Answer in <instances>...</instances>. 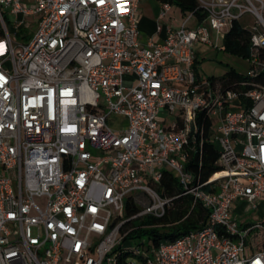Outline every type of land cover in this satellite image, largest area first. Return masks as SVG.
Listing matches in <instances>:
<instances>
[{
    "label": "built area",
    "instance_id": "built-area-1",
    "mask_svg": "<svg viewBox=\"0 0 264 264\" xmlns=\"http://www.w3.org/2000/svg\"><path fill=\"white\" fill-rule=\"evenodd\" d=\"M195 1L201 22L189 12L142 45L138 0H0V264H115L123 225L165 215L171 199L156 187L166 171L207 219L142 264H264V243L250 242L264 237V219L235 215L264 203V85L254 82L264 0ZM2 9L15 29L38 18L28 41L13 40ZM170 9L159 4L158 19ZM243 17L254 26L238 88L198 79L195 46L214 47L212 32L217 40ZM204 122L220 169L199 184L186 162ZM129 199L142 210L125 219Z\"/></svg>",
    "mask_w": 264,
    "mask_h": 264
},
{
    "label": "trees",
    "instance_id": "trees-1",
    "mask_svg": "<svg viewBox=\"0 0 264 264\" xmlns=\"http://www.w3.org/2000/svg\"><path fill=\"white\" fill-rule=\"evenodd\" d=\"M159 4L169 3L171 6L179 8L180 12L185 15L193 13L194 16L201 22L204 19L203 13L198 9L195 0H156ZM222 51L236 58L246 60L252 54L251 33L244 29L240 23L234 22L231 25L229 32L224 36L222 42ZM260 60H264V50L258 51ZM243 80V77L234 69H229L217 81L224 88L237 89L238 84ZM254 82L264 85V73H259ZM210 123H203V142L201 148L197 152L189 153L186 162V171L191 173L196 182L203 184L216 172L219 171L217 160L219 157L218 147L210 142ZM156 190L160 197L171 199L169 207L166 209L165 215L162 218H153L150 216L144 217L148 219L149 227L140 229L139 231L130 227L132 222L126 223L121 227V233L128 232L124 238V245L129 239H134L135 234L141 236L148 234L151 241L150 253H153L161 243L170 242L176 238L197 229H200L206 219L208 212L202 208L199 203H193V199L189 196H181V188L176 179L172 177L170 172L163 173L160 183ZM204 192H209V186L203 188ZM125 219L134 216L139 210L129 199L125 203ZM264 237L260 234H252L250 242L259 247L264 243ZM261 243V244H260ZM121 245V246H122ZM148 250V251H149ZM147 251V250H146ZM113 253H118L115 264H127L126 259L130 255L134 257L137 264L145 262L147 257L145 254L138 252L121 250L117 246ZM149 257V256H148ZM133 261V260H132Z\"/></svg>",
    "mask_w": 264,
    "mask_h": 264
},
{
    "label": "rangeland",
    "instance_id": "rangeland-1",
    "mask_svg": "<svg viewBox=\"0 0 264 264\" xmlns=\"http://www.w3.org/2000/svg\"><path fill=\"white\" fill-rule=\"evenodd\" d=\"M140 2L142 6H145V4L148 5L156 4L154 0H140ZM2 13L6 21L8 32L13 35L17 34V36H15L13 40L17 42L28 41L32 33L34 32L38 18L37 17L28 18L25 20V24L19 26L18 29H15L14 28L16 22L15 18L13 16L8 15L7 11L4 9H2ZM168 16L174 17L176 21L175 26L176 28H179L184 18V15L180 12L179 8L176 6H172ZM17 21L22 22L23 17L19 16ZM28 23L31 24L30 27L28 26ZM239 23L246 30H250L254 26V21L250 17H243L239 21ZM0 31H2L1 24H0ZM227 32H228V28L225 29L224 35L227 34ZM223 38L224 36L216 40L214 36V32H212V42L214 43V47H208L206 45L199 44L196 45L194 48L196 51V57L198 63L200 65L199 69L201 75L203 76V80L212 77L213 78L222 77L225 74V72L230 68L234 69L240 74L245 73L247 70L246 62L244 60L231 56L222 51ZM163 117H165V114L161 115L159 121H161ZM118 122H119L118 119L115 117H111L109 120V124L113 128L118 127ZM128 197L136 199L138 195L136 193H131ZM138 209L142 210V206H139ZM112 214H116V212L113 211ZM235 215L237 219H239L241 222L247 225H251L260 219H264V203L258 205L257 210L251 209V207L247 205H243L236 210ZM123 217L125 218V210H123ZM130 227L138 231L140 229H147L149 227L148 219L137 218L132 221V225H130ZM135 237L136 238L134 239L131 240L129 239V241H127L124 245H122L121 250H123L124 252L132 251L135 253L138 252L139 254H145L149 249H151V241H150V236L148 234H144L141 236L135 234ZM129 260H133L136 263V260L130 254L127 257L126 261Z\"/></svg>",
    "mask_w": 264,
    "mask_h": 264
},
{
    "label": "crops",
    "instance_id": "crops-1",
    "mask_svg": "<svg viewBox=\"0 0 264 264\" xmlns=\"http://www.w3.org/2000/svg\"><path fill=\"white\" fill-rule=\"evenodd\" d=\"M155 1V5L152 4H145V6L141 5L140 0L137 3V9L135 12V18L137 20V26L139 31V42L142 45H145L149 39L153 42H160L165 36V31L162 29L159 33L157 32V26L160 25L162 27L169 26L172 29H177L175 24L176 21L174 17L168 16L169 12L167 13L166 19L159 20L158 13H159V3ZM172 7V6H171ZM171 10V9H170ZM195 55V64L197 68V77L200 80H203V76L200 73V65L198 63L196 57V51L194 52ZM247 66V64H246ZM226 73V72H225ZM213 78V77H212ZM221 78V77H219ZM211 79V78H208ZM217 79V78H215ZM239 209V208H238ZM237 208L235 209L236 213Z\"/></svg>",
    "mask_w": 264,
    "mask_h": 264
}]
</instances>
